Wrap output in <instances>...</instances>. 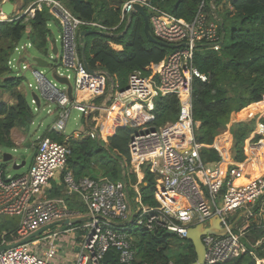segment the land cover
I'll return each instance as SVG.
<instances>
[{
  "label": "built area",
  "instance_id": "built-area-1",
  "mask_svg": "<svg viewBox=\"0 0 264 264\" xmlns=\"http://www.w3.org/2000/svg\"><path fill=\"white\" fill-rule=\"evenodd\" d=\"M5 1L0 0V22L23 19L30 36V22L38 11L47 9L51 18L63 25L60 64L65 71L56 69L55 73L72 82L73 97H69L66 84H61V89L49 80L34 59L37 68L25 62L27 49L35 47L32 37L16 43L8 59L9 68L33 70L40 103L33 96L31 102L37 105L36 110L40 109L42 97L57 104L58 116L49 132L54 131L64 138L58 141L49 134L38 136L34 160L27 173L7 177L0 173V217H20L14 230L0 233V247L20 241L54 222L81 217L84 220L80 226L64 231L47 228L41 233H46L43 238L33 237L28 242L0 250V264H66L68 259L64 254L66 251L61 252L60 237L62 233L75 230H80L84 236L72 264H176L173 258L152 263L139 259L133 226L159 234L173 232L185 240L190 227L207 223L214 216L221 218L227 231L223 235L207 233L202 237L206 249L205 264H218L246 252V229L239 228L236 233L235 222L230 216L239 211L255 215L257 207L254 206L264 198V172L247 178L244 166L232 165L219 173L206 166L201 158L204 144L199 143L196 136L200 121L194 118L193 112V81L195 78L208 80V75L195 64L196 53L204 47L215 51L222 49L224 37L220 29L223 16L220 11L225 3L231 8V0H202L191 20L176 16L152 0H123L121 19L114 27L82 19L63 0H34L21 6L20 12H16L17 5L11 0L14 3L11 15L3 10ZM136 4L147 12L153 35L175 47L170 48L173 51L159 62H152L148 74L139 70L131 72L128 85L120 88L117 77L103 68L88 69L85 51L79 48V37L84 29L111 31L122 23L128 26L132 15L138 12ZM110 44L121 49V44ZM52 47L53 44L48 55L41 56L48 63V57L54 56ZM59 52L58 48L57 54ZM70 71L75 73L74 82ZM32 85L29 83L30 87ZM168 95H175L179 100L178 119L155 128L151 122L156 117V100ZM72 108L87 119L93 115L97 122L96 113L107 116V119L113 113L116 118L114 128L129 125L137 129L128 144L129 161L136 172V181L113 182L74 175L68 168L70 140L81 137L83 132L64 133ZM100 124L84 133L98 138L106 133L103 122ZM260 128L264 132V124ZM145 166L156 180L154 203L146 202L140 189ZM56 171L64 172L69 193L76 191L82 195L87 207L85 214L71 210L62 199L46 194L45 189ZM9 233L17 238L9 240ZM108 252L115 253L117 260L105 262Z\"/></svg>",
  "mask_w": 264,
  "mask_h": 264
},
{
  "label": "trees",
  "instance_id": "trees-1",
  "mask_svg": "<svg viewBox=\"0 0 264 264\" xmlns=\"http://www.w3.org/2000/svg\"><path fill=\"white\" fill-rule=\"evenodd\" d=\"M64 3L79 17L88 21H99L108 27L119 24L123 0H63ZM156 5L175 14L191 20L202 0H152ZM154 2V3H155ZM51 16L47 9L38 11L31 20V36L27 34V24L22 20L0 22V88L8 89L15 103L0 100V148L13 149L15 141L12 131L19 125L33 119V111L25 93L17 88L21 85V77L8 66L16 43L32 37L35 46L48 55L52 45L48 24ZM226 21L230 22V37L224 42L220 51L209 50L196 56L199 70L208 75V80L195 78L193 81V112L194 118L200 121L196 136L199 143L212 145L219 131L230 122L232 116L245 107L264 103V0H231V8L223 17L220 29L222 35L228 31ZM125 29L127 31L124 33ZM99 31L89 34L84 44L79 43L80 50L91 68L101 67L110 75L116 76L120 88H124L129 74L135 70L144 74L150 72V64L159 62L169 52L170 48L152 42L145 33V20L140 12L132 15L128 26L122 23L118 29ZM122 35V36H121ZM88 37H91L88 40ZM110 42L121 44L117 50ZM252 109V108H251ZM179 100L175 95L159 97L156 100L155 120L151 125L159 128L161 125L178 118ZM264 113L263 111H260ZM106 132H112L115 126L113 113ZM264 124V116L260 119ZM105 127V126H104ZM256 128V120L238 122L232 128L235 141L236 160L244 162L247 159L246 139ZM137 129L129 125H119L108 135V142L85 136L70 140L68 168L72 169L77 178L85 175L95 163L103 169L102 174L112 179L122 178L134 182L136 172L130 165L128 144L132 134ZM53 139L62 141L63 136L54 131L48 133ZM264 137V132L257 138ZM264 151V147L262 148ZM255 160L257 155H253ZM204 164L216 169L222 156L215 147L207 146L201 149ZM125 176H123V172ZM144 180L140 189L146 202L154 203L153 193L156 188L155 176L144 167ZM3 177H7L2 174ZM56 192L54 195H58ZM237 217L233 218L235 221ZM8 223L0 224V231ZM1 233V232H0ZM153 233L146 229L135 231L138 257L152 262H167L171 258L168 236ZM247 236V235H246ZM248 236L252 242L264 238V229L254 227ZM17 236L8 234L9 240ZM246 237L245 239H247ZM187 240V239H185ZM189 241V240H187ZM176 258V264H194L197 260L196 250L191 242ZM252 244V243H251ZM253 247L237 257L230 258L218 264H257L256 256L264 257V241L253 253Z\"/></svg>",
  "mask_w": 264,
  "mask_h": 264
},
{
  "label": "rangeland",
  "instance_id": "rangeland-1",
  "mask_svg": "<svg viewBox=\"0 0 264 264\" xmlns=\"http://www.w3.org/2000/svg\"><path fill=\"white\" fill-rule=\"evenodd\" d=\"M12 1L15 2L17 5L16 12H20L21 6L22 7L27 6L28 4H30L34 0H12ZM219 2H221V0H219ZM155 4H156V2H155ZM229 9H230V6L227 3H225L222 6V10L220 11V13L222 14L223 17L225 16V14L227 13V11ZM225 23H226V26L228 27V31L225 35H223V37H224V42H228L229 37H230V28L231 27H230L229 21H226ZM49 24L50 25H48V27L50 30V33H49L50 37H51V39H53V38L57 39V44H58V48H59L60 52H59V54H53L54 56L52 58L48 57L49 58V65L48 66H46V67L40 66L38 68L43 71V73L46 75V77L49 80H51L54 83H57L58 86L62 89L63 85H61V83H59L55 79L54 73H55L56 69H61L62 71H65V68L60 64L62 54H63L62 38H61V35L63 33V25L61 23H59L58 20L55 18H51ZM90 39H91V37H88V40H90ZM24 41H26V40L24 39L23 42ZM172 51H173V49L169 50V52H172ZM208 51H209V49H206L204 47V48H202L201 51H197L196 56L200 52L207 53ZM50 52H51V50H49L48 53H50ZM35 56H46V55L43 54L36 46L30 47L27 49L26 59H24V60H25V62H27V64L34 66L33 57H35ZM195 64H196V61H195ZM34 67L37 68L36 66H34ZM15 73L21 77V85L18 86L17 89L26 94V96L29 100V103L31 105L32 111H33V119H32V121H30L26 124H23V125H19L16 128L17 131H21L24 134V136H25L24 142L16 145L15 146L16 149L15 148L7 149L5 147L0 148V171H4L5 176H7V175L15 176L20 171L27 170L29 164L32 161V155L34 153V147L32 146L33 143L36 144L37 137L45 134V132L52 126V124L57 119L58 111H59L58 106L55 102L46 101V99L43 97L41 99L40 109L36 110L35 107H37V105H34L31 102L32 92L40 93V91L36 88L37 82H36V76H35L33 70L30 68L27 70H21V71L16 70ZM69 73L72 76L71 80L74 82V80H75L74 71H70ZM29 83H32L33 85L30 87ZM109 84H110V80L108 81V85ZM127 85H128V81L126 83V86ZM0 100L6 101L8 103H15L16 102V99L14 97H12L10 90L1 89V88H0ZM256 107L261 108L260 111H263L264 110V103H261L260 105H256ZM239 112L234 114V116H239V115L241 116L242 113L240 114ZM245 114L243 113L242 115H245ZM177 119L171 120L170 122H173V121L175 122ZM256 122H257V120H256ZM86 127H87L86 121H85V119H83L82 113L80 111L72 108L71 113H70V117L68 120V124H67V127H66L64 133L67 135H70L75 130L85 131ZM113 131H114V128H113ZM112 132H109V133H112ZM232 137L234 140L233 134H232ZM4 152L13 153L14 159L18 163H21L22 161L26 160L27 165H25L24 167H22L20 169H14L13 168V165H14L13 161L5 162L3 160V153ZM99 171H103V169L99 166L98 163H95L93 165V168L91 169V171L89 173L91 175L101 179V180H109V181H113V182L124 181V179H122V178L114 180V179L110 178L109 176L102 174V172L99 173ZM58 172L59 171H56V174ZM122 172H123V176H125V172L124 171H122ZM72 199H73L72 206L75 209H78L79 210L78 212H80L81 214H85L87 212V207L85 205V202H84L82 195L79 192L74 191L72 193ZM263 201H264V198H263ZM263 201L256 203V205L254 206L255 208L257 207V209L254 210V213H255L254 216H250V215H248V213H245L243 211L233 213L230 216L231 218L237 217L234 221L235 222L234 231L236 233H239V228L246 229L245 231H246L247 236L245 235V238L246 237H248V238L245 239V242L249 248H251L252 247L251 245H253L252 249H253L254 254L257 252V249L262 245L264 238L258 239L256 242H252V240L248 236V234H249L250 229L254 228V227H259V228L262 227L264 229V202ZM3 223H8L9 225H7V227L2 228V230L0 232L1 233L2 232L3 233L11 232L12 230H14L19 225L20 217L19 216H4V217L1 216L0 217V224H3ZM81 224H82V222H78V223H75L73 225L58 224L56 226H53L50 230L51 231H64V230L72 228L73 226H80ZM133 230L139 231L140 227L138 225H134ZM45 234L43 233L39 236H36V238H43V236ZM83 236H84V234L80 230L62 233V235L60 237L61 241L59 239V241L61 243V252H65L68 249L67 246L69 245L68 244L69 240L81 242ZM168 238H169L168 241L170 242V255H172L173 258H176L177 256H179L190 244L189 243L190 241L184 240V239H182V238H180L174 234L169 235ZM256 259H257V264H264V257L260 258V257L256 256Z\"/></svg>",
  "mask_w": 264,
  "mask_h": 264
},
{
  "label": "crops",
  "instance_id": "crops-1",
  "mask_svg": "<svg viewBox=\"0 0 264 264\" xmlns=\"http://www.w3.org/2000/svg\"><path fill=\"white\" fill-rule=\"evenodd\" d=\"M120 46H121L120 48L122 49L123 46L122 45H120ZM251 108H253V109H251ZM260 109L261 108H259V107L257 108L255 104L244 108L239 113L240 114L246 113L247 115L241 114V116L240 115L239 116H232L230 122L227 123L226 126L223 127L219 131V133L215 137L213 144L212 145H205L204 144V146H207L210 148L215 147L221 153L222 160H221V163L219 164V166L215 169V173H219L220 170H222V169L224 170L225 168L232 166V165L244 166L246 173L248 174L247 178L252 177L253 175L261 174L264 172V151L262 149L264 147V137L257 138L258 135H261L263 133L261 128H260V125L262 124L260 119L262 116H264V113L260 112ZM99 114L100 113H96V116H95V117H98L97 118L98 122L95 121L96 118L95 119L92 118L93 115L89 119H87V117H84L82 115L83 119H85V121H86V126H87L85 131L75 130L71 135H73L74 133H82L83 132L82 133L83 135L81 137L88 136V134L84 133V132H89L90 130L98 128L101 125L100 124L101 122H103V125L105 126L104 128L107 129L109 126V123H110V119H109L110 116L107 119L106 118L107 116L105 117V115H99ZM252 119L257 120V122H256L255 130L246 139L245 149H246V153H247V159L244 162H238L235 158L236 151H235V141L233 140V137H232V128L235 125V123L248 122ZM52 126H53V124H52ZM16 128L13 129V131H12V137L15 141V146L25 141L24 134L21 131H17ZM50 128L45 132V134L49 133ZM109 134H107V132L105 134L102 133L98 138H93V139H99V140L102 139L104 142H108V135ZM81 137H79V138H81ZM73 139H77V137H74ZM32 146L34 147V153L32 155L31 163L29 164L27 170L20 171L15 176L22 175V174H25L28 172V169L34 160V156L36 153V144L33 143ZM15 149H16V147H15ZM254 154L257 155L256 160L253 156ZM24 161L26 162L25 165H27V161L26 160H24ZM24 161H22V162H24ZM90 171H87V173L85 175H82V176L95 177L89 173ZM101 172L102 171H99V173H101ZM0 173L4 174V171H0ZM95 178H97V177H95ZM45 190H46V194L49 197L62 199L71 210L76 211V212L79 211L78 209H75L72 206V204H73L72 193H69L67 188H66V185L64 183V172L63 171H59L55 175V177L50 181L49 186H47ZM56 192H59V194L57 196L54 195ZM79 243L80 242H77L74 240L68 241V244H69L67 246L68 249L66 250V253H64L66 255V258L68 259V262L66 264H72L73 263V258H74V254L76 251V247L78 246Z\"/></svg>",
  "mask_w": 264,
  "mask_h": 264
},
{
  "label": "water",
  "instance_id": "water-1",
  "mask_svg": "<svg viewBox=\"0 0 264 264\" xmlns=\"http://www.w3.org/2000/svg\"><path fill=\"white\" fill-rule=\"evenodd\" d=\"M2 6H3L4 12H6L7 14L11 15L13 13L14 3L11 0H6ZM135 9L138 12H140L144 17L145 33H146V35L150 41L159 43L160 45L168 47V48H174L175 47V45L168 44V43H165L163 41L158 40L153 35V33L151 31L149 17H148L147 12L145 11L143 6L136 4ZM126 31H127V29H125L124 33ZM96 32H99V31H96L93 29L82 30L80 32L79 43L84 44L86 36L89 34L96 33ZM52 44H53L52 52L54 54H57L58 53V44H57L56 38L52 39ZM33 59L36 61L38 66L46 67L49 64L48 60L41 57V56H35V57H33ZM85 64L89 70H92V68L90 67V65L87 62V59H85ZM54 77L59 83L67 85L68 95L70 98H72L73 97V84H72V82L66 76H60L57 73H54ZM32 96L36 99L37 103L39 104L40 103L39 95L36 92H32ZM3 160L5 162L13 161L14 162L13 163L14 169H20V168L24 167L26 164L25 161L22 163H17V161H15V159H14L13 153H11V152H4L3 153ZM83 220H84V218L81 217V218H76V219H72V220L66 219L63 221L48 224L45 227H43V228L39 229L38 231L30 234L29 236L25 237L24 239H22L20 241H17L15 243H11V244L0 247V250H4L6 248L13 247V246H16L18 244L28 242L33 237L40 235L45 229L56 226L58 224H65V225L69 224V223L75 224L78 222H82ZM226 231H227V228L222 226L221 218L219 216L211 217L207 223H200L194 227L189 228L186 238H187V240H189L193 244V246L196 250V253H197V260L195 261L194 264H205L206 249H205V245L203 243L202 237L207 233H212V234H216V235H223L226 233ZM170 234H173V232H170ZM78 248L79 247L77 246L76 250H78ZM111 260H115V261L117 260L116 254L113 252H108L104 258V261L109 262Z\"/></svg>",
  "mask_w": 264,
  "mask_h": 264
}]
</instances>
